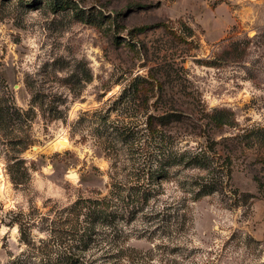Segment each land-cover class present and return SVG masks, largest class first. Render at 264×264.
<instances>
[{
    "label": "rangeland",
    "instance_id": "obj_1",
    "mask_svg": "<svg viewBox=\"0 0 264 264\" xmlns=\"http://www.w3.org/2000/svg\"><path fill=\"white\" fill-rule=\"evenodd\" d=\"M0 174V264H264V0H0Z\"/></svg>",
    "mask_w": 264,
    "mask_h": 264
},
{
    "label": "bare ground",
    "instance_id": "obj_2",
    "mask_svg": "<svg viewBox=\"0 0 264 264\" xmlns=\"http://www.w3.org/2000/svg\"><path fill=\"white\" fill-rule=\"evenodd\" d=\"M55 146H59V147H62V148H66L69 146V141L65 138V137H60L56 140V142L54 143ZM4 176L2 174H0V178H3ZM72 178H78V174L77 173H74V174H71Z\"/></svg>",
    "mask_w": 264,
    "mask_h": 264
},
{
    "label": "water",
    "instance_id": "obj_3",
    "mask_svg": "<svg viewBox=\"0 0 264 264\" xmlns=\"http://www.w3.org/2000/svg\"><path fill=\"white\" fill-rule=\"evenodd\" d=\"M71 174H74V173H71ZM71 174H70V176H71Z\"/></svg>",
    "mask_w": 264,
    "mask_h": 264
},
{
    "label": "crops",
    "instance_id": "obj_4",
    "mask_svg": "<svg viewBox=\"0 0 264 264\" xmlns=\"http://www.w3.org/2000/svg\"><path fill=\"white\" fill-rule=\"evenodd\" d=\"M222 20V19H221Z\"/></svg>",
    "mask_w": 264,
    "mask_h": 264
}]
</instances>
